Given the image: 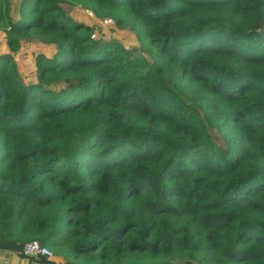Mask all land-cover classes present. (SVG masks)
I'll return each mask as SVG.
<instances>
[{
	"label": "trees",
	"instance_id": "16d2710c",
	"mask_svg": "<svg viewBox=\"0 0 264 264\" xmlns=\"http://www.w3.org/2000/svg\"><path fill=\"white\" fill-rule=\"evenodd\" d=\"M15 13L0 0V253L264 264V0H19ZM104 19L138 46L92 38ZM30 39L51 50L24 82L13 54ZM30 241L52 256L25 254Z\"/></svg>",
	"mask_w": 264,
	"mask_h": 264
},
{
	"label": "rangeland",
	"instance_id": "374dc122",
	"mask_svg": "<svg viewBox=\"0 0 264 264\" xmlns=\"http://www.w3.org/2000/svg\"><path fill=\"white\" fill-rule=\"evenodd\" d=\"M18 1L19 0H11V11L12 15L16 16V11L18 7ZM77 10H80V7L76 8ZM82 9V8H81ZM84 10H80L77 14V17L83 18L86 20V17L88 19L89 16L83 12ZM96 23V24H95ZM94 24V34L96 37H102L104 39H118L120 40L127 48L131 46H138V41L136 40L135 33L131 31L130 29L124 30L117 28L114 24V22L109 23H101L100 20L98 22H95ZM0 32V39L3 38ZM51 50L50 46L48 44H44L41 41L38 40H26L23 44L21 49L13 54L15 56L16 63L19 65V72L21 75V79L24 82H33L35 78V70H34V54L37 52H44L47 53ZM5 51V48H0V52ZM52 89H58L59 85H51ZM7 263H13L14 256L9 258L7 255L6 257ZM17 263L15 264H26V261H22V258H19L16 256ZM53 264H58V259L53 257Z\"/></svg>",
	"mask_w": 264,
	"mask_h": 264
},
{
	"label": "built area",
	"instance_id": "2783aa9c",
	"mask_svg": "<svg viewBox=\"0 0 264 264\" xmlns=\"http://www.w3.org/2000/svg\"><path fill=\"white\" fill-rule=\"evenodd\" d=\"M81 9V8H80ZM81 10H84L83 12H85V14L87 16H91L94 17L93 13L86 9V8H82ZM101 23H109L112 22L111 19H104L100 21ZM91 37H95V34L93 33L91 35ZM24 253L28 254V255H39V256H45V257H51L52 256V251L47 248L46 246H41L37 241H30L28 242L25 247H24Z\"/></svg>",
	"mask_w": 264,
	"mask_h": 264
},
{
	"label": "crops",
	"instance_id": "0c3cea01",
	"mask_svg": "<svg viewBox=\"0 0 264 264\" xmlns=\"http://www.w3.org/2000/svg\"><path fill=\"white\" fill-rule=\"evenodd\" d=\"M9 256V258L11 259L12 256H14L15 258L13 259V263H7V260H6V256ZM16 256H18L15 252H6V253H0V264H15L17 263V259H16ZM19 257V256H18ZM21 258V257H19ZM22 261H26V264H28V259L27 258H22Z\"/></svg>",
	"mask_w": 264,
	"mask_h": 264
}]
</instances>
